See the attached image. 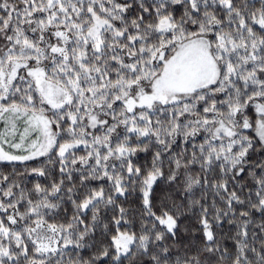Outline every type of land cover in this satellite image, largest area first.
<instances>
[{
  "label": "snow or ice",
  "instance_id": "snow-or-ice-1",
  "mask_svg": "<svg viewBox=\"0 0 264 264\" xmlns=\"http://www.w3.org/2000/svg\"><path fill=\"white\" fill-rule=\"evenodd\" d=\"M0 264H264V0H0Z\"/></svg>",
  "mask_w": 264,
  "mask_h": 264
}]
</instances>
